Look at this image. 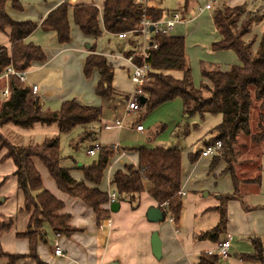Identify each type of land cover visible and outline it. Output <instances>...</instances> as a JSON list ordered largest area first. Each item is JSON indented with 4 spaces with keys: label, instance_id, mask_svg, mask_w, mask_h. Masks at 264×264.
Here are the masks:
<instances>
[{
    "label": "trees",
    "instance_id": "16d2710c",
    "mask_svg": "<svg viewBox=\"0 0 264 264\" xmlns=\"http://www.w3.org/2000/svg\"><path fill=\"white\" fill-rule=\"evenodd\" d=\"M10 3L12 9L21 11L19 0H0V33L9 31L8 38L11 52L8 55L4 47H0V77L9 66L16 72L26 71L32 63L46 61L42 50L32 44H25L37 26L31 22L12 21L5 10ZM258 12H263L259 10ZM68 6L63 3L51 11L42 21L40 29L43 32H53L60 45L70 41V30L67 19ZM102 24L110 34H118L135 30L143 16L152 22L163 19V12L143 6L136 0H105L102 8ZM97 8L84 5L73 8V21L80 32L97 39L101 36ZM264 14L247 10L246 6L234 8H219L212 15L215 30L221 39L212 43L211 50L231 51L238 58L240 65L232 66L228 71H220L217 66L201 63V82L199 88L192 85L191 70L184 51V39L172 37L169 34L157 33L153 40L157 49L149 52L146 62L151 68L150 80L141 86L145 103L141 104L138 97V109L146 107L151 112L160 106L179 100L183 104L186 116L197 115L201 120L208 115H221V123L208 134L202 148L220 143L218 155L214 157L211 168L215 167L218 157L224 158L226 171L230 173L234 185L233 195L221 196L218 213L220 221L210 233L211 239H216L224 233L227 221L226 203L237 194L240 184L234 174V164L237 152L235 145L240 134L250 136L255 144L264 142V130L253 134L249 125V114L253 101L258 104L259 127L264 119V28L260 34L254 33V27L263 22ZM138 64L141 60L136 59ZM96 69L100 79L96 95L108 99L115 93L112 89L113 69L106 64L105 59L98 56L86 58L84 75L89 78ZM180 72L182 79L176 80L169 73ZM9 96L0 100V130L10 124L22 129H30L39 124L55 125L60 134H67L73 129L81 128L84 132L80 143L92 137L91 130L102 120L100 107H84L74 101L62 103L56 112L42 110L38 98L31 96L28 88L17 77L8 78ZM77 147V146H75ZM5 152L0 163L9 161L14 167L12 176L16 179L17 190L22 196V206L18 213L28 215L27 228L17 232V239H26L29 244L27 255L5 254L0 247V260L5 264H16L20 260L31 259L35 264H46L37 255L39 244L46 243V228L54 234L68 237L74 232L68 226L69 216L61 214L63 204L48 191L44 190L42 180L36 171L33 160H38L53 179L57 188L71 198L78 199L90 207L97 222L106 217L102 208L108 204V194L99 189L104 178V172L115 152L111 147H101L96 160L87 167L78 170L83 175V182H76L70 170L62 166L59 138L46 139L41 145L17 146L12 144L0 132V153ZM138 155L135 167L126 166L114 173L111 186L117 195L118 202H127L135 209L138 197L147 192L165 218H172L177 224L180 220L183 199L181 195V155L177 148H140L134 150ZM201 150L188 156L190 164L196 163ZM6 179V178H5ZM4 179V180H5ZM166 204L167 207L163 208ZM12 219L0 216V236L11 230ZM253 253L245 255L246 259L256 264H264V246L261 239H252ZM199 264H217L216 255L201 256Z\"/></svg>",
    "mask_w": 264,
    "mask_h": 264
},
{
    "label": "crops",
    "instance_id": "0c3cea01",
    "mask_svg": "<svg viewBox=\"0 0 264 264\" xmlns=\"http://www.w3.org/2000/svg\"><path fill=\"white\" fill-rule=\"evenodd\" d=\"M24 1L19 0L22 8L20 12L13 10L10 3L6 4L5 10L12 21L31 22L37 26V29L24 40V43L39 47L45 55L46 61L30 65L25 71L24 86L29 91L32 86L37 87L35 93H30L31 96L38 98L42 110L56 112L62 103L74 101L81 106L93 108H101V105L106 103L107 107L114 112L115 119L112 123L103 120L102 114V120L91 130L92 137L89 140L80 143L84 129L80 128L78 135L79 143L83 148L87 149L98 143L101 147L116 146L119 151L123 152L122 155L115 154L111 158L104 172L103 180L106 179L110 191L102 186L103 180L99 186L101 191L107 194L113 193L111 180L114 173L126 166L135 167L137 165L138 155L134 150L140 148L179 149L173 146L154 145L152 140H154L155 134L146 132L144 128L141 133L136 131L137 126H142L139 123L140 119L130 127L131 133L136 136V143L129 145L126 142L129 136L123 135L125 133L123 121L116 116L120 107H123L127 112V100L130 95L126 93L125 85L128 84L130 88L132 86L129 79L131 71L125 55L130 50L125 51L124 43L126 42L124 40H120L115 34L104 30L100 19L103 16L102 8L105 0L70 1V5H67L70 41L65 45H60L57 42L53 32H43L40 29L42 21L51 11L63 4L62 0H38L33 5L27 4L26 1L24 3ZM161 1L152 0L149 7L161 10L164 18L175 12L182 15L181 21L169 35L184 39V51L189 61L194 88H199L200 83L205 82L201 76L200 64L202 62L215 65L220 71H228L232 66L240 65L233 52H213L211 50L212 43L220 41L221 37L214 28L213 14L210 15L208 11L213 9L214 13L225 6L234 8L245 5L247 8L249 5L248 10L250 11L260 8L264 12L263 0H217L216 4L215 0H182L178 8L173 10L163 8ZM207 4H211L208 10L205 8ZM84 5L93 6L98 10L101 36L97 39L84 36L73 21V8ZM189 12L192 14L188 15ZM8 34V30L0 33V47H4L10 55L11 44ZM103 35L118 39L111 51L104 48ZM140 44L141 41L138 39L134 46H127L133 51L135 47L138 49ZM92 55L102 57L106 64L113 69L112 89L115 94L108 99H101L96 95L100 79L98 71L92 70L89 78L84 75L86 58ZM169 74L176 80L182 79L180 72ZM8 78L3 75L0 77V92L8 86ZM116 121H121L120 128L105 129L106 126H113ZM8 125L10 124L4 125L0 130L4 136L3 128ZM46 127H55L58 131L55 125ZM141 135L143 136L141 137ZM139 136L147 138V140H142ZM6 138L8 139V137ZM8 140L10 141V139ZM10 142L12 143V141ZM236 152L239 155L240 151L236 150ZM4 154V151L0 153V161ZM217 155L218 153L208 157L199 156L196 163H189L192 166L187 171L182 167L183 207L181 218L177 224L171 222L169 218H165V214L162 222L151 223L148 221L146 215L148 210L159 207L147 192L139 195L138 205L135 209H132L129 203L118 202V200L119 208L116 212H111V204L104 205L102 208L106 211V217L97 222L90 207L80 200L62 193L44 166L38 160H33L44 190L63 204V210L60 213L69 216L67 224L70 229L74 230L70 236L65 237L54 234L49 228H46V243L38 245V257L46 264H199L201 256L208 257L209 252L215 256L217 243L226 240V237L229 236L230 246L227 256L217 258V264H256L246 259L245 255L253 253L252 239L254 238L261 239L264 246V152L254 159L240 158L238 164L235 165L234 174L240 184L237 186L238 191L235 197L226 203L225 231L215 241L211 239L214 235L210 232L220 221L219 199L221 196L235 193L232 177L226 171L224 162H219L218 165L211 168L212 159ZM79 168L81 167L79 166ZM79 168L67 169L71 171ZM13 172L14 167L11 162L0 163V216L14 221V230L10 233L15 236V233L26 230L28 215L18 213L22 206V196L17 190L16 179L12 176ZM70 174L76 182H83L82 174ZM76 175L77 177H75ZM49 233L51 237L48 238ZM154 233L157 234L160 242L159 258H156L152 252L151 239ZM20 240H25L27 248H29L26 239ZM19 241L18 239L12 240L11 234L1 235L0 247L5 254L27 255L28 249L27 251H18ZM55 246L62 250L64 258L53 255ZM5 263V259L0 260V264ZM16 264L35 263L31 259H24Z\"/></svg>",
    "mask_w": 264,
    "mask_h": 264
},
{
    "label": "rangeland",
    "instance_id": "374dc122",
    "mask_svg": "<svg viewBox=\"0 0 264 264\" xmlns=\"http://www.w3.org/2000/svg\"><path fill=\"white\" fill-rule=\"evenodd\" d=\"M25 1L27 4L33 5L38 0H25ZM181 1L182 0H162L161 5L163 8L167 10H173L178 8V5ZM214 3L216 4L218 3V1L215 0ZM249 7L250 6L248 5L247 10L249 9ZM259 10L261 9L256 8V9H252L251 11L256 12L257 16H259L261 13L264 14V12H258ZM213 11L214 10L212 9L211 11L208 12L211 15L213 14ZM249 11L250 10H248V12ZM191 14L192 13L189 12L188 15ZM263 28H264V20L263 22L258 23L254 27V33L260 34ZM117 41L118 39H116L115 37L103 35L102 44L106 50L108 49L109 51H111L112 47L117 43ZM124 47L126 48L125 51L130 50L128 51L129 53L127 52L125 55L126 57H128L131 54L130 52H132V50L127 46L126 43H124ZM200 69H201V64H200ZM130 84L132 86L131 88L128 86V84L125 85L126 93H128L129 95L133 91V85L131 82ZM101 108H102L103 120L107 121L108 123H112L113 120L115 119L113 116L114 112L107 107L106 103L102 104ZM118 109L119 112L116 117L122 119L123 121V125L125 128V133H123V135L129 136L126 141L127 144L134 145L136 143L135 141L136 136L131 133L130 127L133 123L138 122V120L140 119L139 123H141L144 130L151 134H155V138H153L154 140H152L154 145L178 147L182 151L181 162H182V167L184 168L185 171H187L192 166L189 164L188 155L191 153L195 154L199 150V148L202 147L204 141L207 138H209L208 136L209 132L213 130V128H215L217 125H219L222 120L221 115H208L205 117L204 120H201L197 115L188 117L183 113V104L179 100L168 102L151 112H148L146 107H141L138 112H133V113L125 112L123 107H120ZM248 119H249L250 130L253 134H257L261 130H264V119L261 122L262 127L261 128L259 127L258 104L255 101H253L252 103V107ZM79 132H80V128H76L67 134H60L55 129V127H46L44 125H35L33 128L30 129H22L13 125H8L6 128H3V133L5 134V136L8 137V139H10V141H12V143L17 146L41 145L45 139L58 137L60 155L64 159L62 162V166L64 168H79V166L87 167L91 165L96 159V157H89L86 154V148H83L82 144L79 143V139H78ZM142 136L143 135H141V137ZM141 137L139 136L140 139L147 140V138H141ZM235 149L240 151V153L235 157V164L233 166L234 168L235 165L238 164V160H240V158L254 159L262 152H264V143L255 144L251 141L250 136L240 134L237 137ZM217 159L218 161L216 165H218L219 162H224L225 164L224 166L227 167L224 158L220 156ZM214 161L215 159H212V162ZM255 167H256V163H255ZM70 173H73V175L82 174L81 171L77 169L71 170ZM77 175L75 177H77ZM102 186L105 187L107 191H110L106 179L103 180ZM13 230H14V226L11 228L10 231H8L3 235L11 234L12 240L16 241L17 239L15 238V236L12 233H10ZM49 237H51L50 233L48 234V238ZM27 249L29 250V248H27V243L25 242V240H20L18 251L19 250L27 251Z\"/></svg>",
    "mask_w": 264,
    "mask_h": 264
},
{
    "label": "built area",
    "instance_id": "2783aa9c",
    "mask_svg": "<svg viewBox=\"0 0 264 264\" xmlns=\"http://www.w3.org/2000/svg\"><path fill=\"white\" fill-rule=\"evenodd\" d=\"M71 0H62V3H65L66 5H70ZM138 3L142 4L143 6H149V4L152 2V0H136ZM210 4H207L205 8L208 10L210 9ZM182 15L179 12L172 13L169 17L164 18L152 22L145 16L141 18L139 21L138 27L129 32H122L115 34V36L120 39L124 40L128 46H134V44L138 41H141V44L138 49L136 47L134 50L131 52V54L126 57V62L128 63L130 67V82L133 85V91L130 94L126 106V111L127 112H132L138 110V97L141 96L142 91H141V86L143 84H146L150 78L149 74L151 72V68L149 64L146 62V60L149 57V52L151 50H156L157 49V43L153 40V36L157 33H164V34H170L171 31L175 28V26L181 21ZM100 22H102V18L100 19ZM153 27V31L150 30V28ZM140 59L141 63L138 64L136 62V59ZM3 76L5 78L10 77V76H15L18 78V80L21 83H25V71L24 72H16L12 66H9L5 69ZM37 91L36 86L31 87L32 93H35ZM9 96V91H8V86H6L4 89L1 90L0 92V99L2 101H5L8 99ZM122 126L121 121H116L113 126H106L105 129H111V128H120ZM136 131L142 132L143 127L142 126H137ZM220 143L217 142L211 146L201 148V157H208V156H214L217 154L219 148H220ZM101 146L97 143H95L92 147H89L86 149V154L89 157H94L97 155L99 152ZM112 149L114 150L115 154H120L122 155L123 152L119 151V148L116 146H113ZM183 195V194H181ZM117 195L115 192L108 194V204H112L114 202H117ZM167 205L164 204L163 208H166ZM171 222H173L172 218H169ZM229 239L230 237L227 236L226 240L218 242L216 246V257L217 258H225L227 256V251L230 246L229 244ZM53 255L58 258H64V254L62 250L55 246L53 249ZM209 255H212V252H209Z\"/></svg>",
    "mask_w": 264,
    "mask_h": 264
},
{
    "label": "water",
    "instance_id": "95a60500",
    "mask_svg": "<svg viewBox=\"0 0 264 264\" xmlns=\"http://www.w3.org/2000/svg\"><path fill=\"white\" fill-rule=\"evenodd\" d=\"M150 30L153 31V27H151ZM145 101L146 100L144 97H140L141 104H144ZM118 208H119V204L117 202H114L110 205L111 212L118 211ZM146 215L148 221L151 223L162 222L164 219V213L159 208H150ZM151 244H152V252L154 256L156 258H159L158 255L160 253V242L158 241V237L156 233L152 235Z\"/></svg>",
    "mask_w": 264,
    "mask_h": 264
}]
</instances>
